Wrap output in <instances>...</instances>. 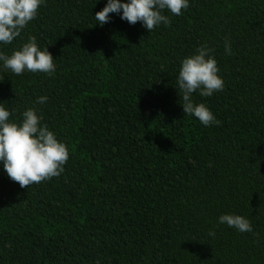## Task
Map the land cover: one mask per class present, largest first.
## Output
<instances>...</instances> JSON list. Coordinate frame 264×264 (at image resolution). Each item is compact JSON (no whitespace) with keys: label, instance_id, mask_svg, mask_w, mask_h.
<instances>
[{"label":"trees","instance_id":"1","mask_svg":"<svg viewBox=\"0 0 264 264\" xmlns=\"http://www.w3.org/2000/svg\"><path fill=\"white\" fill-rule=\"evenodd\" d=\"M106 2L44 0L0 44L35 36L53 55L52 73L0 69V103L9 119L37 109L69 151L59 176L24 188L0 166V264H264V0H189L150 32L118 13L96 24ZM205 42L224 81L193 93L209 126L184 114L176 80Z\"/></svg>","mask_w":264,"mask_h":264},{"label":"clouds","instance_id":"2","mask_svg":"<svg viewBox=\"0 0 264 264\" xmlns=\"http://www.w3.org/2000/svg\"><path fill=\"white\" fill-rule=\"evenodd\" d=\"M43 3L44 0H0V44H10L20 36ZM188 7L189 0H107L94 17L96 24L102 26L110 19V13H118L130 24L140 21L142 27L150 32L161 24L166 26L170 23L165 10L178 16ZM224 48L226 53H231L227 39ZM212 51L206 42L199 45L192 54L181 59L176 78L184 114L194 116L204 126L218 124L219 121L206 104L194 102L193 93L210 97L224 87ZM0 69L10 70L16 75L23 72L52 73L56 65L48 48L39 46L35 36H29L11 54L0 51ZM47 100V96L40 95L35 103L43 104ZM15 111L12 109L10 112L4 103H0V166L21 188L59 176L69 158L66 144L40 122L42 118L37 109L26 108L18 120L9 119ZM217 223L226 224L241 233L253 231L250 220L240 214L222 213ZM208 235L214 236V230H210Z\"/></svg>","mask_w":264,"mask_h":264}]
</instances>
